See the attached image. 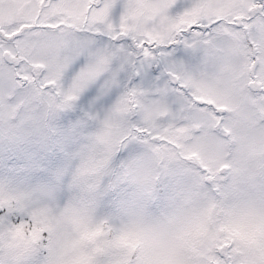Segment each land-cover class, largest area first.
<instances>
[{
    "label": "snow or ice",
    "instance_id": "snow-or-ice-1",
    "mask_svg": "<svg viewBox=\"0 0 264 264\" xmlns=\"http://www.w3.org/2000/svg\"><path fill=\"white\" fill-rule=\"evenodd\" d=\"M0 264H264V0H0Z\"/></svg>",
    "mask_w": 264,
    "mask_h": 264
}]
</instances>
